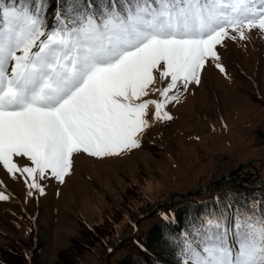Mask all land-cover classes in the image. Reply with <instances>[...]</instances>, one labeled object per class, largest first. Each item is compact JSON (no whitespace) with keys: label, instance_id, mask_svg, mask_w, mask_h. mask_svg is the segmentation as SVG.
Instances as JSON below:
<instances>
[{"label":"snow or ice","instance_id":"1","mask_svg":"<svg viewBox=\"0 0 264 264\" xmlns=\"http://www.w3.org/2000/svg\"><path fill=\"white\" fill-rule=\"evenodd\" d=\"M56 3L50 17V0H0V164L29 194H43L46 174L63 183L74 154L139 148L150 106L171 120L166 106L200 84L207 63L226 74L217 46L264 33V0ZM153 91L160 100L143 99ZM231 207L189 221L172 241L178 264H264V202Z\"/></svg>","mask_w":264,"mask_h":264},{"label":"rangeland","instance_id":"2","mask_svg":"<svg viewBox=\"0 0 264 264\" xmlns=\"http://www.w3.org/2000/svg\"><path fill=\"white\" fill-rule=\"evenodd\" d=\"M246 35V40L226 39L217 46L226 74L216 61L207 63L200 84L189 85L179 103L166 106L171 120H156L154 106L149 107L150 126L140 135L139 148L104 158L74 154L63 183L50 174L38 177L43 194L36 189L29 194L25 177H13L0 164V192L8 197L0 200V245L18 241L32 254L27 264H62L61 251L72 248L68 258L73 260L74 242L89 239L91 247L76 264H107L112 249L114 260L123 240L159 220L152 215L159 203L206 186L242 163L259 167L264 158V33ZM168 83L158 75L155 87ZM143 99L161 97L153 91ZM14 162L32 166L26 157ZM130 221L139 229L132 230ZM107 228L110 234L103 236Z\"/></svg>","mask_w":264,"mask_h":264},{"label":"trees","instance_id":"3","mask_svg":"<svg viewBox=\"0 0 264 264\" xmlns=\"http://www.w3.org/2000/svg\"><path fill=\"white\" fill-rule=\"evenodd\" d=\"M10 2V0H6ZM56 0H50L49 16L55 12ZM52 20L49 19V27ZM260 166L253 162L242 163L230 172L223 173L208 185H201L196 189H185L177 192L169 202L159 203L152 215H158L159 220L153 222L147 229L135 232L127 237L116 248L120 255L111 260L116 254L112 249L107 264H178L177 249L172 241L186 227L191 219L209 212L234 211L233 205L247 206L251 203L264 202V158L260 159ZM156 206V205H155ZM153 206L152 208L154 209ZM260 209H257L259 211ZM163 214H165L163 216ZM122 215H124L122 213ZM167 217V219H165ZM86 225V224H85ZM92 228L90 225L86 227ZM132 230L139 229L130 221ZM93 229V228H92ZM133 232V231H132ZM101 234V231L97 232ZM110 231H104L108 236ZM96 237H98L96 235ZM99 238H103L100 236ZM90 240L74 242V259L69 261L68 254L72 248L61 251L59 259L62 264H76L77 260L91 247ZM87 246V247H86ZM31 256L19 242L11 241L0 245V264H27Z\"/></svg>","mask_w":264,"mask_h":264}]
</instances>
